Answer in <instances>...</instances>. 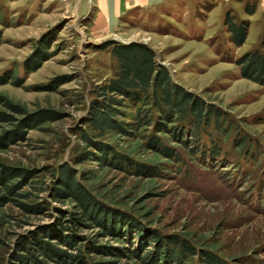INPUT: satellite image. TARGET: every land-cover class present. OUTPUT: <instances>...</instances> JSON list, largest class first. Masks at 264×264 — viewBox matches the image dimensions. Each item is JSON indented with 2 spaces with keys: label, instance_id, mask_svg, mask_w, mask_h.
Instances as JSON below:
<instances>
[{
  "label": "rangeland",
  "instance_id": "374dc122",
  "mask_svg": "<svg viewBox=\"0 0 264 264\" xmlns=\"http://www.w3.org/2000/svg\"><path fill=\"white\" fill-rule=\"evenodd\" d=\"M82 3L85 9L80 17L75 0H0V77L13 71L23 79L22 86L1 84L0 93L31 111L52 108L65 116L46 130H32L26 141L0 150V162L40 169L41 178L50 180L53 165L76 156V133L88 117V105L96 90L118 72L114 46L105 43L146 44L176 84L229 114L246 132L249 148L244 153L234 149L235 132L226 141V150L232 155L224 161L206 152L179 148L185 163L172 162L174 171L165 177L105 171L97 185L100 194L108 193L114 206L149 215L143 216L145 221L162 233L188 235L234 264H264V85L244 78L237 64L248 52L264 51L260 0L190 3L187 12L151 8L124 15L109 28L96 19L92 0ZM249 5H255L254 14L247 12ZM229 16L238 24H248L249 34L242 46L233 42ZM43 41L49 42L52 58L28 73L25 64ZM56 79L61 83L56 90H39L53 86ZM2 130L0 125V134ZM110 141L141 162L168 163L139 148H129L132 143L128 140ZM85 167L92 169L96 164ZM4 211L15 218L9 228L12 236L49 222V218L30 216L11 205ZM25 221L29 224L21 227ZM101 243L115 244L110 239Z\"/></svg>",
  "mask_w": 264,
  "mask_h": 264
},
{
  "label": "trees",
  "instance_id": "16d2710c",
  "mask_svg": "<svg viewBox=\"0 0 264 264\" xmlns=\"http://www.w3.org/2000/svg\"><path fill=\"white\" fill-rule=\"evenodd\" d=\"M255 11V5L247 7L249 14ZM227 23L234 44L242 46L249 34L248 24H238L231 16ZM105 44L114 46L118 72L96 90L95 99L89 103L88 117L76 133L73 160L53 165L50 180L41 178L40 169L0 162V264H234L188 235L162 233L145 221L143 216L149 215L114 206L108 201V193L100 194L97 185L105 171L165 177L174 171L172 162L185 163L180 149L206 152L224 161L232 155L226 150V141L233 132L237 134L234 149L244 153L250 144L246 132L227 112L176 84L148 45ZM49 49V42L40 43L33 59L25 64L28 73L52 58ZM237 64L244 78L264 85V51L248 52ZM55 81L53 86L39 90H56L61 83L60 79ZM8 83L22 86L23 79L10 71L0 77V85ZM0 107L3 151L26 141L32 130H46L47 125L65 117L52 108L31 111L3 93ZM111 139L128 140L132 143L129 148H139L143 154L151 153L168 163L136 160ZM93 163L95 168L85 167ZM9 205L36 218H49V222L34 224L33 229L12 236L9 228L15 218L4 211ZM23 224L29 223L20 226ZM103 239L115 244L101 243Z\"/></svg>",
  "mask_w": 264,
  "mask_h": 264
},
{
  "label": "crops",
  "instance_id": "0c3cea01",
  "mask_svg": "<svg viewBox=\"0 0 264 264\" xmlns=\"http://www.w3.org/2000/svg\"><path fill=\"white\" fill-rule=\"evenodd\" d=\"M211 1L222 5L232 0H92L95 4L96 19L100 22L102 21V27L106 26V28L113 27L124 15L133 12L137 13L151 8H162L167 13L180 9L187 12L191 9L190 3ZM75 3L78 5V12L80 17H82L85 3L83 4L82 0H75ZM260 8L264 11V0H260Z\"/></svg>",
  "mask_w": 264,
  "mask_h": 264
}]
</instances>
